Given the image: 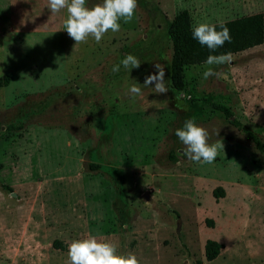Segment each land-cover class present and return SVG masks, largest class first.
<instances>
[{
	"label": "rangeland",
	"instance_id": "1",
	"mask_svg": "<svg viewBox=\"0 0 264 264\" xmlns=\"http://www.w3.org/2000/svg\"><path fill=\"white\" fill-rule=\"evenodd\" d=\"M183 8L192 26L264 18V0H138L120 31L75 44L67 9L0 0V264H69L71 242L88 236L139 264H264V151L230 123L264 142V38L231 63L184 67L175 89L166 29ZM126 54L141 66L125 69ZM156 63L166 94L143 84ZM208 67L218 76L204 79ZM190 119L223 143L214 163L183 154L175 132ZM207 238L223 245L210 261Z\"/></svg>",
	"mask_w": 264,
	"mask_h": 264
},
{
	"label": "clouds",
	"instance_id": "2",
	"mask_svg": "<svg viewBox=\"0 0 264 264\" xmlns=\"http://www.w3.org/2000/svg\"><path fill=\"white\" fill-rule=\"evenodd\" d=\"M52 13H58L62 9H67L68 16L64 22V28L68 35L75 41V44L86 43L89 36L94 37L99 43L103 36L109 32L120 31L119 21L131 22L138 7V0H102V3L89 8L86 6L87 0H48ZM193 39L202 46H206L210 51L215 52L224 46L226 42H231L230 30L220 25L201 23L192 30ZM233 57L231 53L220 55H209L205 63L209 66L231 63ZM121 65L129 71L138 69L141 61L131 54H126L121 61ZM121 65H115L113 72H118ZM156 72L147 76L144 81L145 86H153L157 94H166L169 91L165 83V67L156 63ZM218 76L212 67H208L203 73V78L208 79ZM130 93L135 97L141 95V88L133 85ZM175 135L184 146L183 154L191 161L199 164H212L216 160L219 150H224L222 142L209 144L208 131L198 126L194 119L186 120L184 127L177 129ZM219 132L217 133V136ZM69 264H139L135 255L117 254L116 246L109 242H101L94 236L84 239L74 240L68 248Z\"/></svg>",
	"mask_w": 264,
	"mask_h": 264
},
{
	"label": "trees",
	"instance_id": "3",
	"mask_svg": "<svg viewBox=\"0 0 264 264\" xmlns=\"http://www.w3.org/2000/svg\"><path fill=\"white\" fill-rule=\"evenodd\" d=\"M217 26L223 24L230 30L231 42H226L223 47L215 52L210 51L206 46H202L192 37V30L195 26L191 25L190 16L187 9L178 10L169 20L166 33L170 39L172 53L168 64L169 82L175 89L182 87V70L188 65L204 63L209 55H220L224 53H236L262 42L264 38V18L261 12H254L240 15L220 22L210 23ZM8 80L6 75L2 76L5 84ZM213 107L225 115H231L228 108L221 104H213ZM252 146L259 152L264 151V142L250 129L243 126L235 119L230 120ZM173 159V155H171ZM91 168H97V164H89ZM2 189L9 190V187L0 184ZM214 196L222 195L220 187L213 189ZM54 244L58 242L54 241ZM223 247L222 243L213 239H205L203 243V256L206 261H210L219 253Z\"/></svg>",
	"mask_w": 264,
	"mask_h": 264
},
{
	"label": "water",
	"instance_id": "4",
	"mask_svg": "<svg viewBox=\"0 0 264 264\" xmlns=\"http://www.w3.org/2000/svg\"><path fill=\"white\" fill-rule=\"evenodd\" d=\"M230 118H232V117H230ZM13 194V193H12Z\"/></svg>",
	"mask_w": 264,
	"mask_h": 264
}]
</instances>
